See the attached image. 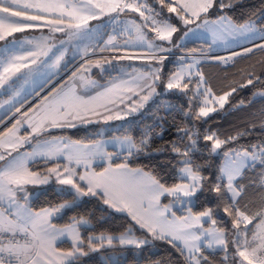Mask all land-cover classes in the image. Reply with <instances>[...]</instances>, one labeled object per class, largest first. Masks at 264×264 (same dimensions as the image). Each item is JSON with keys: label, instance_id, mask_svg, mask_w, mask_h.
Wrapping results in <instances>:
<instances>
[{"label": "snow or ice", "instance_id": "6c2138e0", "mask_svg": "<svg viewBox=\"0 0 264 264\" xmlns=\"http://www.w3.org/2000/svg\"><path fill=\"white\" fill-rule=\"evenodd\" d=\"M159 3L162 7L167 8L169 13H175L183 25L195 24V28L188 27L184 31L181 40L190 34L197 35L200 29L211 36L209 49L213 45L227 48L233 42L252 41L257 37L264 39V28L258 29L252 20L237 24L226 14L218 15L216 19H209V11L214 7L222 12L224 8L232 6L231 3L226 4L225 0H159ZM33 9L35 14L30 11ZM125 10L139 13L143 20L142 24L137 23L134 19L128 21L130 27H126L125 32L134 30L135 40L141 45H146L148 49L154 50V53L170 51L169 48L154 44L153 39L172 44V36L179 29L171 22L170 18L163 17L161 12L144 3H138L137 0H82V2L75 3L70 0H0V41L13 37L14 33L37 27L32 22L41 20L45 21L50 32H66L69 39L82 40L89 37L93 31L88 27L90 19L95 20L106 13L124 12ZM46 13L54 15L55 18L47 19L44 15ZM198 21L200 22L198 23ZM144 29L154 32L155 37L149 38ZM48 39L50 38L43 37L40 41H28L30 44L34 43V48L29 50H25L23 44L15 38L3 45L0 48V86H3L21 69L28 68L29 63L35 64L40 56L52 59L53 67L59 66L63 60L64 52L57 49L59 52L57 55L53 51L55 45H49ZM115 39L114 36L110 37L105 47L111 45L112 49H115L116 45L113 43ZM63 43L61 41V44ZM17 46L19 47L17 48ZM257 47L264 49V44H259ZM104 50L101 48V51ZM252 51V48H244L243 53L233 52L231 56L216 57V59L227 63L236 56ZM86 54L87 49H85ZM165 58L163 55L153 54L152 59L156 61L158 67L144 75L134 77L131 81L122 80L118 84L113 82L111 87H104L95 80L81 77L79 86L82 88H104V91H100L96 96H91L88 99L77 94L78 85L75 79L77 74L73 73L72 83L66 86V90L42 110L35 112L33 117L28 120L31 133L34 134V137L43 136L50 127L58 128L66 125L74 127L75 125L69 121L70 117L79 119L82 114L89 112L97 115L100 108L109 111L107 104L103 101L117 91L133 92L135 95H139L140 92L147 90V94L140 97L142 101H147L155 92L156 82L162 79ZM42 63H47V60ZM86 63L90 65L92 62L89 60ZM198 63V60L191 64L180 63L174 71L167 75V89H187L189 81L186 80V77L191 76V70ZM96 66L101 68V71L104 70L100 61H96ZM88 70L85 67V71ZM253 76L254 74L250 73L247 84H241L240 87L252 85ZM255 79L260 80V77L255 76ZM201 82H203L202 76ZM236 90L233 87L230 92L216 96L210 87L201 92L198 85L197 91L190 100L192 109L185 115H191L196 120L202 117L206 118L210 113L216 111V108L211 105L218 102L222 108L228 97ZM260 95H264V93H260ZM119 99L123 102L124 97H119ZM108 102L114 103L115 101L108 100ZM196 108L198 111L194 110ZM24 116L28 117V113H25ZM106 119H112V117L108 116ZM61 121L65 123H61ZM20 123V120L16 122L17 125ZM180 131L184 132L189 141L183 143L184 137H181L179 144L173 142L171 145V151L180 157L175 177L180 182L167 186L151 173L143 172L141 169H130L126 163L117 164L113 168L110 162L108 167L101 172L85 171L78 176L79 181L86 184L85 188L74 180V177L77 176L76 168L67 165L64 166L63 172L59 171L60 165L48 168V175H45L43 179L37 172L30 171L29 160L39 156L47 162L49 159L65 155L68 145L63 138L52 137L44 139L42 142L38 140L36 148L31 152H17L13 156L12 152L17 151L23 143L29 141V135L18 136L19 128L13 125L5 133L0 134V161H6L0 167V203L7 199L10 209L11 205L15 203L16 191L23 190L22 185L47 183L49 176L55 175L58 183L71 185L81 195H101L104 198V203L117 211L127 210L141 229H146L155 239L167 240L172 244L185 258L186 264H210L209 257L204 254L205 249L221 250L224 253L223 261L225 262H229L231 256L229 264H264V203L254 214H250L247 206L243 209L240 207L238 199L245 190V186L240 183L238 178L244 176L245 170H255L259 166L261 169L259 183L261 187H264V142L252 144L241 150L225 151L219 174L216 175L214 182H209L208 190L216 193L218 200L224 204V213L232 218V229L229 231L216 226L218 222L213 218L214 210L212 208L193 213L189 206L187 215L177 217L173 212V218L169 219L165 213L170 211L171 205H164L162 208L159 206L160 197L165 194L174 198L173 203L191 205L192 198L198 191L204 189L205 182L208 181V178L201 174L203 166L193 159V154L201 151L198 147V133H193L189 129H180ZM243 134L238 133L237 136ZM150 138L151 134L146 133L139 142L131 136H125L122 140L117 139L121 148L126 149L128 155L131 156L134 153L145 151ZM236 138L228 137L227 140H221L215 132L205 134L203 137L205 141L211 142L210 145H206L210 155L218 154L217 150L221 149L222 145ZM181 144L183 147L180 146ZM6 149H11V151H4ZM99 154H101L100 148L96 146L94 150L87 153L76 155L69 153L66 158L69 164L75 160L76 165L83 163L87 169L90 167L91 159ZM103 155L111 161L113 154L103 153ZM118 171L120 172L119 176L111 175ZM145 201H147V208L144 207ZM65 207L68 205L61 204L53 209L45 208L41 212L29 213L26 217L17 211L14 214L15 219L9 218L13 215L9 209H0V264H78L79 258L87 253L83 247L85 241L81 238L76 224L87 223V221H76L65 229H57L48 219ZM148 209H152V211L148 212ZM140 210L148 212V214L141 215ZM257 218L259 222L255 225V229L250 230L248 225ZM206 222H210L212 226L204 227ZM29 224L31 228H29ZM250 231L251 239L248 236ZM63 236H68L72 242L70 249L66 251L54 246V242ZM229 236L232 237L231 240ZM116 240L120 245L136 247L147 243L146 239L134 238L130 229L118 238L103 234L89 236L87 247L95 251L99 247H103L105 243L109 246L113 245ZM230 244L234 249L231 254L229 253Z\"/></svg>", "mask_w": 264, "mask_h": 264}, {"label": "trees", "instance_id": "16d2710c", "mask_svg": "<svg viewBox=\"0 0 264 264\" xmlns=\"http://www.w3.org/2000/svg\"><path fill=\"white\" fill-rule=\"evenodd\" d=\"M145 1L151 8H161L164 11L166 9L157 4L158 0ZM225 3H231L232 6L224 8L222 12L214 7L209 11L208 16L216 17L226 14L238 24L254 20L259 27L264 28V0H225ZM164 15H166V12H163ZM207 44L208 42L205 41H190L182 45L179 51L191 53L195 49L206 53ZM251 46H246V48ZM216 57L218 56L209 55V59L205 60L209 64H201L199 75L186 79L189 81L187 89H171L170 91L162 92L158 98L148 103L138 115L124 120L119 126H117L118 122L107 126L110 130L104 135L106 137L116 135L131 136L135 141L139 142L146 133H150L151 138L145 151L134 153L131 156L126 153L122 154L120 157L112 159V164L126 163L131 168L141 169L146 173L157 176L161 183L171 186L173 183L180 182L175 179L178 169L177 162L180 157L171 151L172 143L177 142L179 144L181 137H184L183 143L189 142L184 132L180 131V129H189L193 133H198V147L201 151L195 152L193 159L196 163L203 166L201 174L207 177L208 181L205 182L204 189L196 193L194 203L190 207L193 213L212 208L214 210L213 218L218 222L217 226L231 231L232 218L224 213V204L218 200L216 193L208 190L209 182H214L216 175L219 174L225 151L230 149L241 150L252 144L264 142V95H260V93H264V49L254 48L251 53L236 57L235 61L229 65L218 63ZM76 68L75 66L72 71L57 80L56 85L66 80ZM113 68H116V66L113 65ZM118 72L119 70L113 69L112 72L107 71L101 74V69L95 68L92 75L105 81ZM250 73L254 74L253 84L241 88V84H247ZM201 76L203 77V82H201ZM255 76H259L260 80H256ZM54 78L55 76L49 80L51 81ZM198 85L201 92L205 88L210 87L216 96L230 92L233 87L237 90L232 92L222 108L217 102L213 104V107L217 108L215 112L210 113L206 118L202 117L196 120L191 115L186 116L185 113L190 112V109H192L190 100L197 91ZM31 100V97L26 98L14 109L22 108ZM36 102L33 101L24 110L34 106ZM194 110L198 111V108ZM11 114L6 115L5 118H9ZM14 120L15 118L0 130L2 131L9 127ZM0 123H2V120H0ZM104 126L106 125L96 124L77 126L71 129H57L47 132L43 136L34 137L33 141L37 142L52 136H65L71 140L82 142L97 141L103 137L102 134H99V129ZM113 126H117V128L114 129L112 128ZM211 132H215L221 140H227L228 137L237 138L222 145L218 154L210 155L206 145H210L211 142L205 141L203 137ZM238 133L244 134L237 136ZM180 146L183 147V144ZM40 164L38 162L32 165L33 169L45 172V167ZM51 165L52 163L48 164V166ZM102 167L104 165L98 166L97 169ZM260 172L261 169L257 166L255 170H245L244 176L239 179L240 183L245 186V190L239 198L242 209L247 206L251 211H256L264 203V201L260 200V196L264 195V187H261L259 183ZM81 186L85 187L83 184ZM167 200L168 197L166 195L163 198V202L166 203ZM65 202H70V206L65 209L59 218L54 219L56 225H68L81 220L89 222V225L79 224L85 241L84 247L87 255L79 258L78 264H186L185 258L180 255L172 244L168 243L167 240L155 239L146 231L139 229L129 215L110 210L101 195L93 196L89 194L85 195L83 199L77 200L76 195L71 192L70 188H59L50 185L35 196L29 206L32 210L38 211L47 207L59 206ZM130 229L131 233L138 238L146 239L147 243L140 247L116 245L109 249L105 248L98 251L90 250L87 247V238L89 236L102 234L105 236H120ZM250 230H254L253 223L250 226ZM229 239L231 240L232 237L229 236ZM58 247L68 250L71 244L65 241L59 244ZM233 250L230 244L229 253H233ZM108 251H112L111 254L108 255L106 253L107 259L105 261L102 260L99 254ZM204 254L209 257L210 264H229L231 260L230 256L229 262L223 261L224 253L221 250H205Z\"/></svg>", "mask_w": 264, "mask_h": 264}, {"label": "rangeland", "instance_id": "374dc122", "mask_svg": "<svg viewBox=\"0 0 264 264\" xmlns=\"http://www.w3.org/2000/svg\"><path fill=\"white\" fill-rule=\"evenodd\" d=\"M70 2H74V3L75 2H82V0H70ZM137 2L138 3H144L148 7L151 8V6L145 0H137ZM157 4L160 5L159 0H158ZM153 9L161 12L162 16H163V12H166V15H164L163 17L170 18L171 22L173 24H175L177 26V28L179 29L172 36V44H169L167 41H159V40L153 39L154 44L162 45L166 48H169L170 51L163 52V53H159V52L154 53V50L148 49V47L146 45H141L139 42H137L135 40V31L134 30H131L130 32H125V28L130 27L128 25V21L134 19L137 21V23H140V24L143 23V20L139 16V13L132 12L130 10H125L124 12L106 13L104 15H101L98 19H95V20L90 19L88 21V23H89L88 27L91 28L93 31L89 37L82 39V40H78L76 38L69 39L66 32H55V33L50 32L49 27L46 26L44 20L33 22L34 24L37 25V27L28 28L24 32H21V34H19V36H16L18 41L21 44H23L24 49L29 50V49L34 48V43L30 44V43H28V41L36 42V41H40L43 37H49L50 39H48L47 43L49 45H55V48H53V51L56 52L57 55H59V52L57 51V49H59V51L64 52L63 60H61L59 66L53 67L52 66V63H53L52 59H48L47 57L40 56L37 59L35 64L29 63L28 68L21 69V71L19 73H16L15 75H13L11 77V79L8 80L3 86H0V118L4 114H6L7 112H9L11 110L14 112L15 111L19 112V110L26 108L28 103L25 104L22 108L15 110L16 107L28 97L34 98L30 101V104L33 101H37L38 110H42L45 106L50 104L57 96L62 94V92L64 90H66L67 85H70L72 83V80L70 78V79H68L66 81L64 80L60 84L58 83L56 85L57 80H59L60 78L65 76V74H68L70 71H72V69L75 66L77 68H76L74 73H76L77 75L81 74V73H85L86 72L85 67H87L90 71L92 70L91 72H93V70L95 68H98L96 66V61H100L101 65L104 69L103 71H101V74L106 73L107 71L112 72L113 69L119 70V71H121L123 69L132 70V71L123 70L121 72V74H119L120 76H116L117 80H113L112 82L115 81L114 83L118 84L122 80L131 81V80H133L134 77L144 75V74L150 72L155 67H158L159 65H157L156 61L152 59V56H153V54H155L156 56L163 55L166 58L163 61L162 79L160 81L156 82L155 92L153 93V95L151 97H149V99L147 101H142L140 99V97L147 94V90H145L144 92H140L139 95H135L132 92L133 98L131 100H129L128 103L124 104V106L128 108V112L135 115L139 112H142L144 110V108L148 105V103L152 102L153 100L158 98L162 92H167V91L171 90V89H167V87H166L167 75L170 72L174 71L175 68L180 63L191 64L195 60L199 61V63L196 64L195 67L191 70V72H192L191 76L186 77V79L192 78V77L199 75L197 73H199V69H200L202 63L209 64V62H205L206 59H209V55H216L218 57H221L222 55H224L222 57H228V56H231L234 51L242 50V49L246 48V46L248 47V46H251V45L257 43L256 45L249 47V48H252L254 50V48H257V45L264 44V39L257 37L256 39H254L252 41L233 42L227 48H225L223 46L213 45L212 48L209 49V44H211V36L209 33L204 32L203 29H200L198 31L197 35L190 34L187 38L181 40L180 38L183 36L184 31H186V29L188 27L195 28V24H191L188 26L183 25V23L176 17V14L175 13H169L167 8L165 9V11L162 10L161 8L160 9L153 8ZM44 15L46 16L47 19H54L55 18L54 15H52V14L46 13ZM146 15H147V13H146ZM208 18L209 19H216L217 16L216 17L208 16ZM252 21H254V20H252ZM199 22L200 21H198V23ZM233 22L236 23L235 21H233ZM255 24H256V22H255ZM256 27L258 29L261 28L257 24H256ZM144 31L147 32L149 38L155 37V33L150 31L149 29H144ZM113 36L116 38L115 41L113 42L116 45V48L112 49L111 45H108L107 47H105L106 42L109 40L110 37H113ZM11 38L12 37H8L7 39H11ZM196 40L208 42L207 47L205 49L206 53H202L199 50L193 51L191 53H182L179 51V48L182 45H184L185 43L190 42V41H196ZM61 41H63L64 43L61 44ZM126 41H127V44H125ZM250 42H254V43L250 44ZM2 46L0 48H2ZM18 47L19 46H17V48ZM101 48H104L105 50L101 51ZM85 49H87L86 55H85ZM241 53H243V51H241ZM109 55H111V56L109 57ZM243 55H245V54H243ZM96 56H98V57H96ZM92 57H94V58H92ZM121 57H123V58H121ZM236 57H239V56H236ZM236 57H234L233 60H231L230 62L228 61L229 63L228 62L225 63V62L218 60V59H217V62L221 63L223 65H229L231 62L235 61ZM53 59H54V57H53ZM85 59H88V60H85ZM45 60H47V63H42ZM89 60L92 62L90 65H88L86 63ZM119 60H121V61H119ZM80 62H82V63L80 64ZM77 65H79V66H77ZM113 65H115L116 68H113ZM99 69H101V68H99ZM53 76H55V78L50 81L49 79L52 78ZM29 77H30V82H32L31 88L33 89V91L32 92L29 91V94L26 93L25 96H22L19 94V92H20V90H23L24 88H26V86L28 85L27 81H29L28 80ZM14 79L16 82H14V84H13L11 81H13ZM141 83H143V81H141ZM54 85H56V86H54ZM133 87H134V85H133ZM19 88H20V90H18ZM27 88H30V85H28ZM4 91H10V95L8 97H5L3 94ZM103 91H104V89H103ZM136 91H139V89H136ZM78 92L80 93V90L77 87V93ZM118 92L119 91L111 94L109 96L110 99H116L117 95L119 94ZM123 92L126 93L127 91H123ZM136 97H138V99ZM108 98L103 101L104 103L107 104V108L110 106V104L108 102ZM124 102H127V101L125 100V101L121 102V104H123ZM37 103H35V104H37ZM141 104L143 105L142 107L140 106ZM211 106L213 107V105H211ZM14 107H15V109L13 110ZM117 109H119V108H117ZM121 109L122 108L120 107L119 111H117L116 113L111 115L112 119H106V117H108L110 115L108 113H103L102 111H99L98 112L99 114H97V115L91 114V116H92L91 118L85 119L87 116H81L79 119H75L76 120L75 123H71V124L75 125L74 127H76V126H88V125L90 126V125L102 123V124H105L106 126L100 128L99 132H105L108 130V127H107L108 124H110L111 122L123 120L122 118L125 117L126 113L123 114ZM132 109H135V111H132ZM109 110H112V109L110 108ZM216 110H217V108H216ZM118 116L120 118H117ZM3 117L0 119V120H2V123H3V121L8 122L7 119H9V118H7V117L5 118V116H3ZM31 118L32 117H30V119ZM18 119H19V117H18ZM69 119H71V117ZM11 120H9V121H11ZM20 121H21L20 124H18V125L16 123L14 124V125H16L17 128H19L20 125H22L23 121L22 120H20ZM2 123H0V129L3 127ZM11 127H13V125ZM74 127L67 126L64 128H70L71 129ZM58 128L63 129V127H58ZM8 129H9V127L2 130V131L0 130V134L5 133ZM50 129H55V128L50 127L49 130ZM114 129H116V127H114ZM219 150H217V153L219 152ZM122 154H125V153H122ZM1 163H3V161H0V164ZM69 167H73V166H69ZM73 168H76V167H73ZM63 170H64V167L60 166L59 171L63 172ZM36 172L39 174L41 179H43V177L45 175H48V172L46 174H41L38 171H36ZM78 176L79 175H78V171H77V176L74 177V180L77 183L80 182V181L76 180V178ZM238 179H241V178H238ZM79 184H82V183H79ZM33 185H34V187L32 189L29 188V190L34 191V189H35V193H34L35 195H37L39 192L38 188H40V187L44 188V187L49 186V185H54V186H57L59 188H72L71 185H63V184L58 183L55 175H50L47 183H37V184H33ZM83 185H85V184H83ZM85 188H86V185H85ZM30 194H31V192H29L27 190L23 192V196L28 198V199H31V197H28V196H30ZM165 195H167V194H165ZM167 197H168V200L166 201V203H164V202L163 203L165 205H171L170 211H173L177 217L185 216L188 214V212L186 213V211L190 205H181L179 203H173L174 198L172 196H169V195H167ZM194 197L192 198V204L194 203ZM63 204H67L68 207L70 206V202H65ZM108 206H109L110 210H112L113 212L129 215V212L127 210L117 211L115 208L111 207L110 205H108ZM144 206H145V208H147V201H145ZM68 207H65V208H68ZM65 208H63V209L65 210ZM175 209L179 210V212H178L179 214L176 213ZM64 210H63V212H64ZM183 210H184V212H183ZM151 211H152V209H148V212H151ZM148 212H144L143 210H140L141 215H147ZM165 215L169 219L173 218L172 216L168 215V212L165 213ZM129 216L132 219V216L131 215H129ZM84 221H87V220H84ZM132 221L136 224V222L133 219H132ZM83 224L89 225V222L87 221V223H83ZM136 226L139 229H141L138 224H136ZM211 226L212 225L210 222L204 223V227H206V228L211 227ZM250 226H251V224L248 225L249 229H250ZM142 230L147 232L146 229H142ZM148 234L150 236H152L150 233H148ZM98 236H100V235H98ZM120 236H113V237L118 238ZM132 236L134 238L138 239V237L135 234H133ZM248 236H249V239H251V233L250 232H249ZM138 240H145V239L140 238ZM116 245L117 246H129V245H120L118 240H116V241H114L113 245L109 246L105 243V245L103 247H99L98 250H102L105 248L109 249V248L114 247ZM98 250H95V251H98ZM205 250H211V249H205ZM218 250L219 249L211 250V251H218ZM111 252L112 251L101 252L99 255L102 258V260L105 261L108 257L107 254L109 255V254H111Z\"/></svg>", "mask_w": 264, "mask_h": 264}, {"label": "crops", "instance_id": "0c3cea01", "mask_svg": "<svg viewBox=\"0 0 264 264\" xmlns=\"http://www.w3.org/2000/svg\"><path fill=\"white\" fill-rule=\"evenodd\" d=\"M30 11H31L32 14H35V10H34V9H33V10H30ZM32 23H33V22H32ZM104 29H105V28H104ZM19 34H21V32L14 33V34H13V37H12L11 39H6L5 41H0V47H1L2 45H4V44H7L8 41H11L13 38H15V39L18 41V39L16 38V36H19ZM255 42H256V41H255ZM251 43H254V42H250V44H251ZM250 44H249V45H250ZM123 70L129 71L130 69H123ZM123 70H121V71H119L118 73L114 74L111 78H109L108 80H105V81H102L99 77L93 76L92 74L94 73V70H93V72H91L92 70H91V71L89 70V71H86L85 73L78 74V75H76V78H75V79H76V83H77V85H80V78H81V77H84V78H86V79L95 80V81H97V83H98L99 85H103L104 87H110V86H112V83H113L112 81H113V80H117V77H116V76H120L119 74H121V72H122ZM130 71H132V70H130ZM74 72H75V70L72 72V74H71L66 80L72 78ZM127 76H128V75H127ZM101 77H102V76H101ZM19 78H20V77H19ZM93 78H94V79H93ZM28 80H29V81H27V84L30 85V88H27V87H28V85H27L26 88H24L23 90H20V88L18 89V90H20L19 94L22 95V96H25L26 93L29 94V91H31V92L33 91V89L31 88L32 82H30V77L28 78ZM66 80H65V81H66ZM99 81H100V82H99ZM11 82L14 84V82H16V81H15V79H14V80L11 81ZM114 82H115V81H114ZM78 88H79V90H80V93L78 92L77 94H78V95H82V96H84L85 99H88V97H91V96H96L98 92L103 91V89H104V88H96V89H93V88H82V87H80V86H78ZM118 93H119V94L117 95V98H116V99H110V97L108 98V100H114V101H115L114 103H110V102H109L110 106L108 107V109L111 108L112 110L105 111L103 108L98 109V112H99V111H102L103 113H108V114L111 116V115H113L114 113H116L117 111H119V110H120V107H121V108H122L121 110H122L123 114L126 113V115H125L126 118H125V117H124V118L121 117V118L123 119L122 121H115V122H111V123H110V124H113V123L118 122L117 126H119L120 124H122V122H123L124 120H126V119H128V118H130V117H134V116H136V115H138V114L140 113V112H139V113L133 115L132 113H129V112H128V108L124 106V104L128 103L129 100H131V99L133 98V93H132V92H126V93H124L123 91H122V92L119 91ZM3 94H4L5 97H8V96L10 95V91H4ZM32 95H33V94H32ZM90 95H91V96H90ZM30 96H31V95H30ZM119 97H124L123 101L126 100L127 102H124L123 104H121ZM136 98L138 99V97H136ZM32 99H34V98H32ZM118 101H119V102H118ZM117 102H118L119 104H118ZM36 103H37V102H36ZM149 103H150V102H149ZM29 104H30V102L28 103V105H29ZM114 104H115V105H114ZM28 105H27V106H28ZM123 106H124V107H123ZM14 108H15V107H14ZM14 108H13V110H14ZM117 108H119V109H117ZM17 110H18V109H17ZM37 111H40V110H38V103L35 104L34 106H32V107L26 109V110H24V108H23V109L19 110V112L15 111V112H13V113H12V110H11V111H9V112H7L6 114L3 115V116H6V115L12 113V114H11L12 117L10 116L9 119H7L8 122H10L9 120L15 118L14 122L10 124L9 129L12 128L11 126L14 125V124L16 123L17 120H22L23 122H22V125H20V127H19V132H18L17 135H18V136L29 135V141L23 143V144L17 149V151L12 152V155H13V156H15V155L17 154V152H20V153H23V152H31V151H33V150L36 148L37 142H34V141H33V139H34V138H33V137H34V134L31 133V129L28 127V120L30 119V117H33L34 113L37 112ZM16 112H17V113H16ZM25 113H28V117H25V116H24ZM128 113H129V114H128ZM16 114H17V115H16ZM91 114H92V113L89 112V113H87V114H82L81 116H87V117L85 118V119H87V118H91V117H92ZM3 116H2V117H3ZM2 117H1V118H2ZM18 117H19V119H18ZM1 118H0V119H1ZM69 121H70V123H75V122H76L75 119H69ZM8 122H3V123H2L3 126L6 125ZM61 123H64V121H62ZM100 124H102V123H100ZM110 124H108L107 126H109ZM94 125H96V124H94ZM103 125H105V124H103ZM88 126H89V125H88ZM117 126H115V127L117 128ZM64 127H67V126H64ZM64 127H63V128H64ZM76 127H77V126H76ZM7 128H8V127H7ZM112 128H114V126H113ZM57 129H61V128L50 129V130H48V132H50V131H54V130H57ZM21 130H22V131H21ZM109 130H110V129H108V130L105 131V132H99V134H102L103 137L100 138V139L97 140V141H92V142H82V141L71 140V139H69V138H67V137H65V136H52V137H60V138H63V139H64V142L67 143L68 147H67V149L65 150V155H62V156L57 157V158L49 159V160H47V162H45V160H44L43 158L37 156L35 159L29 160V162H28L29 170H30V171H34V172H36L37 170H34L33 167H32V165L37 164L38 162H40V163H41L40 165H42V166L45 167V168H44V169H45V172H39V171H38V172L41 173V174H46V173L48 172V171H47L48 168L56 167L57 165H60V166H62V167H64L65 165L76 167V170L78 171V175L83 174L85 171H89V172H91V171L101 172V171L104 170V168H107V167H108V165H109L110 162H111V164H112V159H114L115 157H120V156L122 155V153H126V154H128V153H127V150H126V149H122L121 146H120V143H119V140H122L125 136H117V135H116V136H111V137L107 136V137H106L104 134H106ZM52 137H47V138H44V139H51ZM117 138H119V140H118ZM44 139H41V140H39V141L42 142ZM111 142H112V143H111ZM96 146H99V148H100V153H101V154L96 155L94 158L91 159L90 167H88V168L86 169V168H85V165H84L83 163H81L80 165H76L75 160H73L72 163L69 164V161H68L67 158H66V155H67V154L71 153V154H73V155H76V154L87 153V152H90V151L94 150V149L96 148ZM5 151H11V149H6ZM103 153H111V154H113V155H112V159H111V161H109L108 158H107L106 156L103 155ZM3 163L5 164L6 161H3ZM3 163L0 164V167H2V166L4 165ZM51 163H52V165H51V166H48V164H51ZM101 165H104V167H102L101 169H97V167H98V166H101ZM112 167L114 168L115 165L112 164ZM128 168H130V169H136V168H131V167H129V166H128ZM143 172H144V171H143ZM111 175H113V176H119V175H120V172L118 171V172H116V173H111ZM76 180L79 181L78 177L76 178ZM79 183L85 184L84 182H81V181H80ZM85 185H86V184H85ZM49 186H50V185H49ZM14 187H15V186H14ZM33 187H34L33 184H25V185H22L23 190H22V191H21V190H17V191H16V199H15V203H13V204L11 205L10 209H9V202H8L7 199H5L2 203H0V209H9V210L13 213V215L9 217L10 219H15V218H16L14 214H15L17 211H19L20 214H21L22 216H25V217L28 216L29 213H37V212H41L42 209H40V210H38V211L32 210V209L30 208L29 204H30V202L32 201V199H33L35 196H37L42 190H44V189H45L46 187H48V186H46V187H44V188H43V187L38 188V191H39V192H38L37 195L34 194V193H35V189H34V191H30V190H29V188L32 189ZM26 190L29 191V192H31L30 196H28V197H31V199H28V198H26V197L23 196V192L26 191ZM36 191H37V190H36ZM165 196H166V195L160 197L159 205H160L161 207H163V206L165 205V204L163 203V198H164ZM262 198H264V195L260 196V200L264 201V199H262ZM59 206H60V205H59ZM59 206H55V207H47V209H53V208H57V207H59ZM261 206H262V205H260V206L258 207V209H259ZM144 207H145V206H144ZM43 209H45V208H43ZM65 209H66V208H65ZM258 209H256V211H257ZM63 210H64V209L62 208L59 212L54 213L53 215H51V216L48 218V219H49V222H50L52 225H55V227H56L57 229H65V228H67L68 226L73 225V224L75 223V222H74V223H71V224H68V225H63V226H58V225H56V224L54 223V219L59 218V217L63 214ZM175 210H176V213L179 212L178 209H175ZM187 210H188V209H187ZM64 211H65V210H64ZM248 211H249L250 214H254V213L256 212V211H251L250 208H248ZM183 212H184V210H183ZM187 212H188V211H186V213H187ZM172 213H173V211H169V212H168V215H169V216H172ZM178 214H179V213H178ZM258 222H259V219H258V218L255 219V220H253L254 229H255V225H256ZM76 227L78 228V230H79V232H80V234H81V238L83 239V237H82V232H81V229H80L79 224H76ZM29 228H31V225H30V224H29ZM138 239H140V238H138ZM83 240H84V239H83ZM65 241H67V242H69V243L71 244V240H70V238H69L68 236H63V237L58 238V239L54 242V246H55L56 248L60 249V250H64V249L59 248L58 246H59V244H61L62 242H65ZM177 243H179V242H177ZM83 247H84V246H83ZM64 251H66V250H64ZM84 251H85V247H84ZM85 252H86V251H85ZM84 256H85V255H84ZM81 257H83V256H81ZM81 257H80V258H81Z\"/></svg>", "mask_w": 264, "mask_h": 264}, {"label": "water", "instance_id": "95a60500", "mask_svg": "<svg viewBox=\"0 0 264 264\" xmlns=\"http://www.w3.org/2000/svg\"><path fill=\"white\" fill-rule=\"evenodd\" d=\"M88 26H89V23H88ZM70 190H71V192H72L73 194L76 195V199H77V200H81V199H83L84 196H85V195H81V194L77 193V192L75 191V189H73V188H71Z\"/></svg>", "mask_w": 264, "mask_h": 264}]
</instances>
